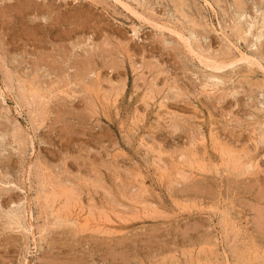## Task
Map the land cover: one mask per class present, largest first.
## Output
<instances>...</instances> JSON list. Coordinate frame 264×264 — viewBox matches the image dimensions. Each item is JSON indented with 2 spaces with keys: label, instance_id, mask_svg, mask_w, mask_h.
<instances>
[{
  "label": "rangeland",
  "instance_id": "1",
  "mask_svg": "<svg viewBox=\"0 0 264 264\" xmlns=\"http://www.w3.org/2000/svg\"><path fill=\"white\" fill-rule=\"evenodd\" d=\"M262 12L0 0V264H264Z\"/></svg>",
  "mask_w": 264,
  "mask_h": 264
},
{
  "label": "bare ground",
  "instance_id": "2",
  "mask_svg": "<svg viewBox=\"0 0 264 264\" xmlns=\"http://www.w3.org/2000/svg\"><path fill=\"white\" fill-rule=\"evenodd\" d=\"M119 1V0H118ZM220 1V0H219ZM145 2V1H144ZM207 3V2H206ZM224 4V3H223ZM209 5V4H208ZM231 5V4H230ZM255 6V5H254ZM153 8V7H152ZM260 8V7H259ZM246 9V8H245ZM140 13H141V11H140ZM139 13V14H140ZM150 15V14H149ZM185 15V14H184ZM241 15V14H240ZM176 17V16H175ZM193 17V16H192ZM239 18V17H238ZM242 18V17H241ZM248 18V17H247ZM194 19V18H193ZM184 20V19H183ZM253 20V19H252ZM255 20V19H254ZM177 21V20H176ZM237 21V20H236ZM250 21V20H249ZM223 22V21H222ZM246 22V21H245ZM251 22V21H250ZM250 22H248V23H250ZM252 23V22H251ZM255 23V21L253 22V24ZM223 24V23H222ZM257 27L256 28H258L257 29V32L255 33V35H254V37H256V38H261L263 35H264V12H262L261 14H260V21L259 22H257ZM194 25V24H193ZM232 26V25H231ZM195 27V26H194ZM223 27V26H222ZM252 28V24H249V25H247V28H246V32H248L250 29ZM193 29V28H192ZM175 30V29H174ZM185 30V29H184ZM185 31H187V30H185ZM189 32V31H188ZM175 33H177V32H175ZM231 33V32H230ZM179 34V33H178ZM187 34V33H186ZM231 35V34H230ZM179 36V35H178ZM186 36H188V35H186ZM185 36V37H186ZM198 36H200V35H198ZM184 37V38H185ZM238 37V36H237ZM193 39V38H192ZM191 39V40H192ZM238 41V40H237ZM191 42H193V40L191 41ZM193 44H194V42H193ZM190 45V44H189ZM206 48V47H205ZM204 48V49H205ZM259 49V48H258ZM191 51V50H190ZM193 52H194V50H193ZM192 52V53H193ZM208 52V51H207ZM227 52V51H226ZM228 52H230V51H228ZM195 53V52H194ZM211 53V52H210ZM224 54V53H223ZM240 56V55H239ZM251 56V55H250ZM240 58H243V56L242 57H240ZM253 58V57H252ZM204 59V58H203ZM206 59V58H205ZM208 59V58H207ZM238 59V58H237ZM254 59V58H253ZM215 60V59H214ZM239 60V59H238ZM207 61V60H206ZM224 61V60H223ZM229 61V60H228ZM244 61V60H243ZM249 62V61H248ZM214 63H215V61H214ZM229 63V62H228ZM212 65V64H211ZM231 65V64H230ZM220 67V66H219ZM218 67V68H219ZM213 69V68H212ZM217 69V68H216ZM209 71V70H208ZM218 72V71H217ZM241 72V71H240ZM214 78V76H210V78ZM243 78H245V77H243ZM248 80V79H247ZM247 80H245V81H247ZM4 81V80H3ZM217 81V80H216ZM232 81V80H231ZM243 82H244V80H242ZM248 82V81H247ZM262 82V81H261ZM260 82V83H261ZM218 83V82H217ZM214 85V84H216V83H212L211 82V85ZM227 84V83H226ZM252 85V84H251ZM250 85V86H251ZM255 85V84H254ZM258 86H260V87H262L263 89H264V82H262L260 85H258V84H256V87H258ZM255 87V88H256ZM12 88V87H11ZM259 88V87H258ZM22 91V90H21ZM25 91V90H24ZM10 92V91H9ZM34 91H32V93H33ZM232 92V91H231ZM255 92V91H254ZM257 92V91H256ZM255 92V93H256ZM11 93V92H10ZM67 93V92H66ZM246 93V92H245ZM0 94H1V98L2 99H5V96H7V95H9L8 94V90H7V88H6V86L5 85H1L0 84ZM37 94V93H36ZM259 94V93H258ZM22 97H24V96H22ZM36 97V96H35ZM15 98V97H14ZM10 99V98H9ZM12 99V98H11ZM262 100V99H261ZM260 100V101H261ZM28 101V100H27ZM33 101V100H32ZM29 102V101H28ZM35 102V101H34ZM261 103V102H260ZM22 107V106H21ZM260 113V112H259ZM259 123V122H258ZM263 128V127H262ZM4 136V135H3ZM29 172V171H28ZM27 193V192H26ZM39 195V194H38ZM27 196V195H26ZM48 198V197H47ZM27 199V198H26ZM41 199V198H40ZM39 199V200H40ZM24 200V199H23ZM29 200V197H28V199H27V201ZM26 201V202H27ZM48 201V200H47ZM29 202V201H28ZM29 204V203H28ZM46 208V207H45ZM28 209V208H27ZM30 212V211H29ZM51 214V213H50ZM55 214V213H54ZM20 214H17L15 211H10V212H7V213H5V215H4V217H5V219H6V222H4L5 224H7L8 226H10V227H22V223H21V218H20V216H19ZM54 217V216H53ZM4 219V220H5ZM52 220V219H51ZM53 220H54V218H53ZM65 221V219H63V218H58L57 219V221H56V224L57 225H60V224H62L63 222ZM53 222V221H52ZM68 222V221H67ZM26 223V222H25ZM70 223V222H69ZM70 225V224H69ZM5 226V225H4ZM7 226V227H8ZM28 226V225H27ZM55 226V225H54ZM6 227V226H5ZM9 227V229H11ZM29 228V227H28ZM20 229V228H19ZM30 229V228H29ZM29 229H27V230H29ZM13 230V229H12ZM31 231V230H30ZM39 233H41V232H39ZM29 234H31L32 236H33V234L32 233H29ZM32 238V237H31ZM33 239V238H32ZM31 239V240H32ZM33 241V240H32ZM34 243V242H33Z\"/></svg>",
  "mask_w": 264,
  "mask_h": 264
}]
</instances>
